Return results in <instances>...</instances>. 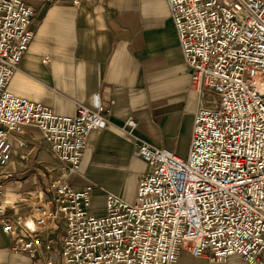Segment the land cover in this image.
<instances>
[{
    "label": "built area",
    "instance_id": "built-area-1",
    "mask_svg": "<svg viewBox=\"0 0 264 264\" xmlns=\"http://www.w3.org/2000/svg\"><path fill=\"white\" fill-rule=\"evenodd\" d=\"M167 3L194 86L217 98L197 110L186 156L142 140L138 155L151 169L134 200L108 192L97 215L95 183L74 180L91 132L110 124L109 110L98 95L68 115L10 92L34 38L35 11L25 0H0V224L10 249L31 264H178L182 249L264 264V0ZM28 125L40 130L64 174L21 217L8 212L3 195L12 138ZM136 126L129 118L122 129Z\"/></svg>",
    "mask_w": 264,
    "mask_h": 264
},
{
    "label": "crops",
    "instance_id": "crops-1",
    "mask_svg": "<svg viewBox=\"0 0 264 264\" xmlns=\"http://www.w3.org/2000/svg\"><path fill=\"white\" fill-rule=\"evenodd\" d=\"M25 1L35 11V34L10 92L68 115L78 102L92 105L98 95L110 124L91 132L74 182L95 183V211H104L108 192L133 201L151 169L138 155L140 142L186 156L194 116L208 105V92L193 84L167 0ZM129 118L137 122L132 133L122 129ZM12 140L6 170L17 177L6 182L3 200L8 212L25 217L64 169L38 128L25 126ZM11 241L0 224V264H31L26 254L10 249ZM178 264L248 263L240 255L215 261L182 249Z\"/></svg>",
    "mask_w": 264,
    "mask_h": 264
},
{
    "label": "rangeland",
    "instance_id": "rangeland-1",
    "mask_svg": "<svg viewBox=\"0 0 264 264\" xmlns=\"http://www.w3.org/2000/svg\"><path fill=\"white\" fill-rule=\"evenodd\" d=\"M217 98V94H215V93H207L206 94V104H208V105H211L213 102H214V100ZM15 177H17L15 174H13L12 176H9L8 178H7V180H6V182L7 181H9V180H11V179H13V178H15ZM97 215H100V214H102V213H104V211H95V210H93Z\"/></svg>",
    "mask_w": 264,
    "mask_h": 264
},
{
    "label": "bare ground",
    "instance_id": "bare-ground-1",
    "mask_svg": "<svg viewBox=\"0 0 264 264\" xmlns=\"http://www.w3.org/2000/svg\"><path fill=\"white\" fill-rule=\"evenodd\" d=\"M26 225H27V226H31L30 223H28V222L26 223Z\"/></svg>",
    "mask_w": 264,
    "mask_h": 264
}]
</instances>
